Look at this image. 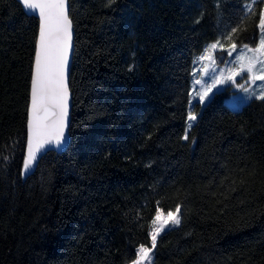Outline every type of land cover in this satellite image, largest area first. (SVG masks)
I'll list each match as a JSON object with an SVG mask.
<instances>
[{
	"label": "trees",
	"instance_id": "obj_1",
	"mask_svg": "<svg viewBox=\"0 0 264 264\" xmlns=\"http://www.w3.org/2000/svg\"><path fill=\"white\" fill-rule=\"evenodd\" d=\"M248 2L70 0L71 141L24 173L39 19L0 0V264H129L157 205L152 264H264V100L217 90L183 139L195 55L259 39Z\"/></svg>",
	"mask_w": 264,
	"mask_h": 264
},
{
	"label": "snow or ice",
	"instance_id": "obj_2",
	"mask_svg": "<svg viewBox=\"0 0 264 264\" xmlns=\"http://www.w3.org/2000/svg\"><path fill=\"white\" fill-rule=\"evenodd\" d=\"M257 0L245 4L241 16L244 18L254 12ZM22 6L36 12L39 17L37 46L34 56V70L31 79L30 108L27 123V154L23 162V172L27 173L38 159V154L48 145L60 147L67 137L65 130L68 127L69 113V87L68 65L72 49L73 22L69 16V0H20ZM259 39L256 47L238 45L233 41L230 48L225 49L219 39L203 49L196 57L194 63H201L200 70L210 79V83L196 80L200 85L196 93L198 103L203 105L211 99L210 93L218 85L234 83L237 76H247L245 83L264 81V9H261L258 19ZM238 32L232 27L230 32L224 34V40L230 41ZM229 57L228 63H235V67L219 70L216 64L215 53ZM236 54L233 58V54ZM248 53H251L249 55ZM207 61V63H204ZM200 70H197V74ZM227 72V74H225ZM237 88L248 93V98L264 100V85L259 93L249 92L243 84ZM198 120V115L189 110L186 118V130L183 139L187 140L188 131ZM181 207L176 206L175 212L168 211L166 216L157 205L155 216L151 220L150 232L151 247L140 245L137 248V258L131 264H145L150 261L153 249L156 247L157 236L166 228H174L181 223Z\"/></svg>",
	"mask_w": 264,
	"mask_h": 264
},
{
	"label": "rangeland",
	"instance_id": "obj_3",
	"mask_svg": "<svg viewBox=\"0 0 264 264\" xmlns=\"http://www.w3.org/2000/svg\"><path fill=\"white\" fill-rule=\"evenodd\" d=\"M248 3H250V2H248ZM263 9H264V4H263ZM215 41L216 40L210 41L206 45H208V44H210L212 42H215ZM220 41L223 44L225 49L230 48L231 44L230 45H226L222 40H220ZM257 43H258V41L255 44H246V45H248L250 48H254V47H256ZM206 45H205V47H206ZM243 45H245V44H243ZM239 46H241V45H238V48H239ZM203 49H202V51H203ZM202 51L199 52L197 55H195L193 63L196 60V57L198 55H200L202 53ZM248 54L251 55V53H248ZM235 55L236 54L234 53L233 54V58L235 57ZM215 56H216V64L218 65V71L216 73L217 75L219 74V70H226L227 68H232V67L236 66L234 62L233 63H228L230 58L227 57L226 55L221 56L219 51H217L215 53ZM204 63H207V61H205ZM201 67H202V65L199 62L194 63V65H193V72H192V76H191V87H190V101H189V110L194 111L198 115V117H199V115H200V113L202 111V108L208 102V100L203 105H201L199 108H196V104L195 103L198 101V97L196 96V93L200 90V85H196L195 81L196 80H201L202 84L205 81H207L208 83L211 82L210 79L207 76L204 75L203 71L200 70ZM197 70H200L198 74H197ZM225 74H227V72ZM246 79H247V76H237L234 83H228V84H225V85H218L216 89H213V93L215 91H217V90L227 89L228 93L225 96L226 103H228L229 105H231L234 108H240L242 105H244L245 103L250 101L252 98H248V93H245L242 89L237 88L236 87L237 84H243L244 87L249 89V92H253L254 91L256 93H259L260 90H261V85H264V81H256L255 83H251V82L245 83ZM213 93H210L209 95L212 97ZM185 130H186V128H185ZM159 208L162 210V214L166 216L168 211L164 210L161 207H159ZM175 209H173L171 211L175 212ZM180 218H181V213H180ZM166 229H168V228H166ZM151 230H152V227H151ZM157 239H158V236H157ZM141 245H144L145 247H151V240H150V243L141 244ZM154 254H155V248L153 249L152 254L150 256V261H146L145 264H152L153 258H154ZM136 258H137V256H136ZM131 262L129 264H131Z\"/></svg>",
	"mask_w": 264,
	"mask_h": 264
},
{
	"label": "water",
	"instance_id": "obj_4",
	"mask_svg": "<svg viewBox=\"0 0 264 264\" xmlns=\"http://www.w3.org/2000/svg\"><path fill=\"white\" fill-rule=\"evenodd\" d=\"M20 2V0H18ZM22 5V4H21ZM24 8V7H23ZM24 10L28 13V14H31V15H34L36 16L38 19V15L36 14V12L34 11H31V10H27L24 8ZM69 16H70V0H69ZM71 18V16H70ZM72 22H73V19L71 18ZM39 29V27H38ZM37 38H38V34H37ZM36 46H37V41H36ZM74 48H75V25H74V22H73V37H72V49H71V52H70V58H69V65H68V87H69V113H68V127L66 128L65 130V135L67 137L66 141L64 142V144L60 147H56L54 145H48L46 146L39 154H38V159L37 161L35 162L34 166L37 165L39 163V161L41 160V158L49 151H55V152H58V153H62L64 152L67 147L69 146L70 144V141H71V134H70V126H71V120H72V108H73V91L70 87V75H71V68H72V63H73V56H74ZM33 70H34V64H33ZM32 75H33V72H32ZM31 89V87H30ZM29 108H30V101H29ZM28 119H29V110H28ZM28 123V121H27ZM27 135H28V128H27ZM25 154H27V141H26V149H25ZM33 166V167H34ZM33 167L28 171H32L33 170Z\"/></svg>",
	"mask_w": 264,
	"mask_h": 264
}]
</instances>
